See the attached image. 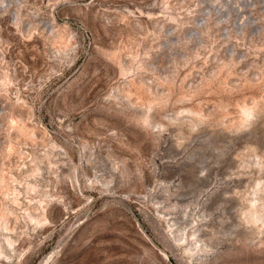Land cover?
<instances>
[{
    "label": "rangeland",
    "instance_id": "obj_1",
    "mask_svg": "<svg viewBox=\"0 0 264 264\" xmlns=\"http://www.w3.org/2000/svg\"><path fill=\"white\" fill-rule=\"evenodd\" d=\"M0 264H264V0H0Z\"/></svg>",
    "mask_w": 264,
    "mask_h": 264
},
{
    "label": "bare ground",
    "instance_id": "obj_2",
    "mask_svg": "<svg viewBox=\"0 0 264 264\" xmlns=\"http://www.w3.org/2000/svg\"><path fill=\"white\" fill-rule=\"evenodd\" d=\"M250 110V109H249ZM246 112H244L245 113V115L247 116V117H249L250 115H251V112L249 111H247V109L245 110ZM29 187V186H28ZM34 190V189H33ZM15 194V193H14ZM15 203H17L18 202V196H17V194L16 195H14V200H13ZM46 204H47V201L45 200V199H40L39 200V205L38 206H40V208L41 209H43V210H45V207H46ZM40 212L36 215L35 213H32V212H29V211H27L26 212V215H27V218L29 219V221H31V222H34L35 224H40L41 223V219H40ZM44 221H46V219L44 220ZM43 221V222H44ZM52 258V255H49L48 257H46V259L45 260H43V263L44 262H48L50 259Z\"/></svg>",
    "mask_w": 264,
    "mask_h": 264
}]
</instances>
